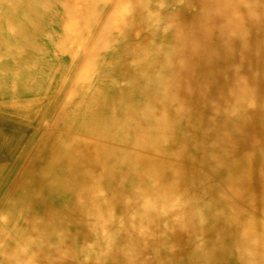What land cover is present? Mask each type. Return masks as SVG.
I'll list each match as a JSON object with an SVG mask.
<instances>
[{
  "label": "bare ground",
  "instance_id": "6f19581e",
  "mask_svg": "<svg viewBox=\"0 0 264 264\" xmlns=\"http://www.w3.org/2000/svg\"><path fill=\"white\" fill-rule=\"evenodd\" d=\"M0 264H264V0H0Z\"/></svg>",
  "mask_w": 264,
  "mask_h": 264
}]
</instances>
